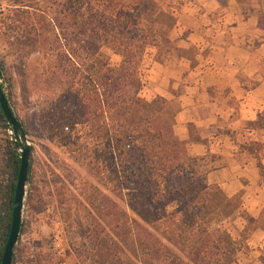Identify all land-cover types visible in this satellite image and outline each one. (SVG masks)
<instances>
[{
	"label": "trees",
	"instance_id": "1",
	"mask_svg": "<svg viewBox=\"0 0 264 264\" xmlns=\"http://www.w3.org/2000/svg\"><path fill=\"white\" fill-rule=\"evenodd\" d=\"M8 1L11 26L23 27L12 41L22 86L55 97L47 121L38 128L32 125L33 130L48 132L88 176L122 202L119 205L90 182L82 193L84 202L74 196L60 199L69 240L79 239L69 243L76 256L84 264H241L240 253L249 257L248 239L264 222L255 224L258 216L243 207L239 193L227 195L219 185L208 183L207 158L193 155L191 140L174 133L177 106L162 97L146 100L140 95L145 50L167 40L176 22L173 1ZM219 1L223 6L227 0ZM237 1L247 15L252 2L264 0ZM257 12L259 23L264 22L261 10ZM104 45L121 57L117 66L110 64ZM0 65L1 79L7 69L2 61ZM0 122L10 128L1 108ZM245 132L240 148L257 158L261 185L264 110L246 123ZM42 149L61 172L55 173L57 193L62 196L64 188L71 193L72 170L48 146ZM5 153L0 263L20 166L13 137L6 139ZM34 176L30 157L26 182ZM73 202L81 206L83 216L77 210L72 217ZM239 218L246 222L242 229L233 224ZM15 248L11 264L17 263Z\"/></svg>",
	"mask_w": 264,
	"mask_h": 264
},
{
	"label": "crops",
	"instance_id": "2",
	"mask_svg": "<svg viewBox=\"0 0 264 264\" xmlns=\"http://www.w3.org/2000/svg\"><path fill=\"white\" fill-rule=\"evenodd\" d=\"M250 6L245 15L237 0H173L176 22L141 64V92L176 103L174 133L207 158L208 182L227 195L264 185L240 148L246 123L264 110V22L256 14L264 15V1ZM249 244L264 248V228Z\"/></svg>",
	"mask_w": 264,
	"mask_h": 264
},
{
	"label": "rangeland",
	"instance_id": "3",
	"mask_svg": "<svg viewBox=\"0 0 264 264\" xmlns=\"http://www.w3.org/2000/svg\"><path fill=\"white\" fill-rule=\"evenodd\" d=\"M11 17L9 1L0 0V64L2 61L7 69L4 72V77H1V84L3 83L4 93L9 100L14 115L22 124L28 145L32 148L30 157L35 169L33 181L29 184L26 183L21 218L23 226L19 233V239L15 244L16 264H38L41 260H44L43 264H84L69 244L70 241L78 243L79 239L76 237L74 240H69L71 233L68 232L67 223L64 220V208L59 204V201L60 199L68 200L74 196L76 201L84 202L82 193L88 189V182L98 185L101 189L103 188L94 178L88 176L84 167L77 164L66 149L60 147L56 139H52L48 132L41 131L39 133L37 130H33L32 125L38 128L41 126L42 121H47L55 97L51 94H45L43 90H34L28 85L22 86L21 76L17 72L19 60L14 55L16 46L13 47L12 41H15L14 37L21 33L23 27L11 26ZM102 51L109 56L112 66H117L120 63L121 57L114 54L107 46L104 45ZM31 62L36 67L39 66L37 59H34V57ZM140 95L146 100L155 98L147 99L142 92H140ZM170 102L172 107L177 106L175 102ZM12 137L11 127L5 129L0 122V191L3 189L6 179V139ZM42 145L48 146L52 153L64 160L72 170L73 174L70 179L73 181V185H70L69 188L71 193L67 192L65 188L60 190L64 193L62 196L57 193V184L54 182L56 180L55 173L60 175L61 172L57 171L54 164L48 160L43 152ZM18 151H20L19 147ZM249 154L255 163L257 158L252 157L250 152ZM103 191L109 194L116 203L122 204L112 193L105 189ZM238 193L241 196L243 207L248 212L258 216L255 224L261 225L264 222V185L250 187ZM30 194H32L31 201L28 199ZM78 202L72 203V217H74V211L77 210L80 212V216L84 214L81 206L77 204ZM245 223L241 218L233 222L238 229H242ZM228 229L234 236H237V232L231 224H228ZM249 239V257L240 253L238 255L240 263L262 264L264 248H260L258 244L250 246Z\"/></svg>",
	"mask_w": 264,
	"mask_h": 264
},
{
	"label": "water",
	"instance_id": "4",
	"mask_svg": "<svg viewBox=\"0 0 264 264\" xmlns=\"http://www.w3.org/2000/svg\"><path fill=\"white\" fill-rule=\"evenodd\" d=\"M0 108L5 117L7 124L12 129V135L14 140L18 144L20 153V166L16 180V186L13 197L12 213H11V225L9 235L4 247V251L0 264H11L13 248L17 242V238L21 226L22 210L24 205V198L26 194V179L27 170L30 160V147L28 145L26 134L20 121L14 115L7 97L2 88L0 79Z\"/></svg>",
	"mask_w": 264,
	"mask_h": 264
}]
</instances>
